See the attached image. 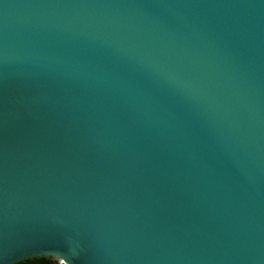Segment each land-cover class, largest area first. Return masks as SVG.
<instances>
[{"label": "water", "instance_id": "95a60500", "mask_svg": "<svg viewBox=\"0 0 264 264\" xmlns=\"http://www.w3.org/2000/svg\"><path fill=\"white\" fill-rule=\"evenodd\" d=\"M32 257L264 264V0H0V264Z\"/></svg>", "mask_w": 264, "mask_h": 264}, {"label": "trees", "instance_id": "16d2710c", "mask_svg": "<svg viewBox=\"0 0 264 264\" xmlns=\"http://www.w3.org/2000/svg\"><path fill=\"white\" fill-rule=\"evenodd\" d=\"M49 258L50 257H32L21 260L15 264H55V262L50 261Z\"/></svg>", "mask_w": 264, "mask_h": 264}, {"label": "snow or ice", "instance_id": "6c2138e0", "mask_svg": "<svg viewBox=\"0 0 264 264\" xmlns=\"http://www.w3.org/2000/svg\"><path fill=\"white\" fill-rule=\"evenodd\" d=\"M52 243H53V244H60L59 242L54 241V240H52ZM69 255L71 256V253H70V252H69ZM60 264H64V261L61 260V261H60Z\"/></svg>", "mask_w": 264, "mask_h": 264}, {"label": "flooded vegetation", "instance_id": "af4514ba", "mask_svg": "<svg viewBox=\"0 0 264 264\" xmlns=\"http://www.w3.org/2000/svg\"><path fill=\"white\" fill-rule=\"evenodd\" d=\"M49 259H50V261L55 262V264H56L57 259H55L54 257H50Z\"/></svg>", "mask_w": 264, "mask_h": 264}, {"label": "rangeland", "instance_id": "374dc122", "mask_svg": "<svg viewBox=\"0 0 264 264\" xmlns=\"http://www.w3.org/2000/svg\"><path fill=\"white\" fill-rule=\"evenodd\" d=\"M56 264H60V262L57 260V261H56Z\"/></svg>", "mask_w": 264, "mask_h": 264}, {"label": "built area", "instance_id": "2783aa9c", "mask_svg": "<svg viewBox=\"0 0 264 264\" xmlns=\"http://www.w3.org/2000/svg\"><path fill=\"white\" fill-rule=\"evenodd\" d=\"M61 260H59V262H60Z\"/></svg>", "mask_w": 264, "mask_h": 264}]
</instances>
